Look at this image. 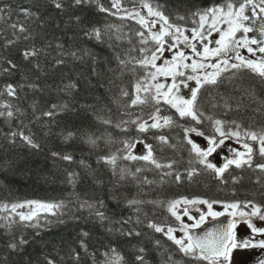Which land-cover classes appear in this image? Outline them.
<instances>
[{
	"label": "trees",
	"instance_id": "trees-1",
	"mask_svg": "<svg viewBox=\"0 0 264 264\" xmlns=\"http://www.w3.org/2000/svg\"><path fill=\"white\" fill-rule=\"evenodd\" d=\"M60 2L64 5L62 9H57L52 0H0V9L3 10L0 12V92L4 93L0 95V104L12 105L11 109L0 108V111L15 113L13 118L0 117V203L62 201L65 205L55 216L41 211L39 227H26L23 223L11 228L0 226V264H48L49 258L55 264H103L104 253L112 248L124 256L122 264H137L135 257L140 254L141 247L146 249L148 264H164L169 255L173 264H208L184 256L178 246L148 228L147 224L151 221L167 224L177 229V237H184L179 231L180 221L171 216L166 207L167 202L183 198L215 201L217 203L213 204L222 206L249 200L264 205V173L232 166L224 176L227 183L223 182L198 163L199 158L187 143L190 134L196 133L185 132V128L196 127L205 133L204 137L217 136L213 122L206 119L209 115L225 122L235 120L245 129L259 131L264 128V107L261 106L264 80L248 70L224 72L220 78L222 83L206 86L198 96V106L205 114L200 124L190 118H180L175 109L161 105L162 115L173 117V126L140 133L131 123L125 125L128 131L106 125L98 117L114 122L130 121L137 115L147 118L151 111V106H143V111L140 108L125 109L126 98L120 95V91L126 89L133 93L137 80L144 77L146 71L154 69L135 66L133 72V65L124 67L117 60V54L124 59L142 58V47H154L152 42L140 43L141 38L136 35L138 31H145L146 36L150 34L137 20L121 18L125 16L123 9L145 11V0H121L122 10L116 15L99 11L96 3L74 6L72 0ZM99 2L111 8V0ZM147 2L154 8L160 6L171 22L188 31L198 26V17L193 13L225 0ZM179 16L187 19L180 20ZM14 24L17 27H13ZM20 26L26 30L20 31ZM94 27L107 33L104 42L84 35ZM166 39L172 43L170 38ZM33 50L38 54L25 58L24 53ZM73 52L77 55H71ZM60 60L63 63H57ZM9 61L16 65L10 73L4 71L10 68ZM73 83L76 88L64 90ZM7 85L16 86L15 97L7 95ZM225 102L232 105L231 110L225 108ZM54 104L57 105V114L44 116V112L53 110ZM63 105L67 108L60 110ZM226 127L232 126L226 124ZM21 131L31 136L40 147L33 148L19 135H10ZM70 132L76 135L65 140ZM86 134L102 139L93 147L86 142ZM160 135L167 136L170 143H160L157 139ZM110 137L114 142H109ZM125 139H143L153 145L160 162L175 161V170L182 174L181 181L176 182L173 176L165 177V182L160 183L161 170L143 161L119 160V168L114 173L111 165L101 162L100 157L120 149L121 141ZM253 147L257 148L255 144ZM145 151L144 145L138 144L134 154H144ZM53 153L60 156H53ZM64 155H71L73 159L66 161L61 158ZM256 160L260 161V158L257 156ZM137 167L143 169L138 174L140 178L147 176L157 183L138 184L131 176L120 179L122 174L135 171ZM193 168L199 171L188 179L186 170ZM69 173L78 174L75 186L69 183ZM234 178L238 181L234 182ZM130 199L163 201L165 204H141L137 206L141 211L136 213L134 208L126 205ZM85 200H103L104 211L111 223L101 222L89 210L81 208ZM186 209L187 216H184V210L177 212L185 224L192 225L188 217L198 215L202 206L188 204ZM9 215L18 219L14 213L0 208V217ZM137 216L141 221L139 224L121 226L118 223L129 217L135 221ZM4 224L5 221L0 219V225ZM131 228L141 234L131 237L122 234ZM21 237L28 243L19 245L17 250L11 249L9 245L17 243ZM156 240H160L159 246L155 244ZM81 241L87 245V251ZM76 253H79V259Z\"/></svg>",
	"mask_w": 264,
	"mask_h": 264
},
{
	"label": "snow or ice",
	"instance_id": "snow-or-ice-1",
	"mask_svg": "<svg viewBox=\"0 0 264 264\" xmlns=\"http://www.w3.org/2000/svg\"><path fill=\"white\" fill-rule=\"evenodd\" d=\"M54 6L57 9H62L64 5L60 0H52ZM74 6H83L85 4L96 3L99 11L105 12L111 15H116L117 12L122 10L121 0H111V8H106L100 4L99 0H72ZM147 9V16L141 15L140 12L133 10L123 9L125 16L123 18L135 19L141 25L143 29L147 31L150 35L146 36L145 31H138L136 33L139 36L140 43L143 45L152 42L154 47L146 48L142 47L140 52L143 54L142 58L130 57L129 59H124L121 55L117 54L118 63L124 67L133 65L132 71H135V66H139L146 70L154 69V71H146L144 77L138 79L134 84V92L129 93L126 89H121L120 95L126 98V103L124 104L125 109L128 108H140L143 111V106H151V111L148 112L147 118L141 115L135 116V118L128 120L121 119L119 122H114L111 119H105L103 117H98L102 123L106 125L113 126L122 131H128L125 125L131 123L136 126V129L140 133H148L151 130H159L166 127L173 126L174 119L171 115H162L163 108L161 105H167L171 109H175L180 118H190L197 124L202 123V117H204V112L198 106V96L202 89L206 86H216L222 83L220 79L222 74L229 70H248L254 75L264 80V39H259L256 36H249V33L257 32L260 37H264V0H225L224 3L219 5H214L204 10H198L192 15L198 17V26L192 28L191 36L186 35L183 26L176 25L171 22L170 18L165 15V13L160 10V6H154L145 0L144 5ZM116 9V11H112ZM3 10L0 9V12ZM148 17H154L155 19L149 20ZM180 20L187 19L185 16H179ZM79 20V17L76 18ZM259 22V23H257ZM157 24L160 28L157 31H153ZM17 27V25H12ZM20 31H25L23 26H20ZM218 33L219 39L215 40L214 43L218 45L217 47H209L207 43H204L212 35V33ZM107 33L100 27H94L84 33L86 37L95 39L98 42H104V36ZM240 34V35H238ZM172 43L169 42V39ZM120 39V37H117ZM199 40L203 45V49L198 50L197 44L193 41ZM211 42V41H210ZM183 44L191 49L192 54L200 59H192V56L185 54V51L180 49V45ZM255 45L256 47H253ZM179 49V50H178ZM240 49H246L247 53L251 54L252 57H257V53L261 54L258 58H246L240 51ZM172 52L173 55L171 59L164 58L163 62L158 64L164 57V53ZM38 53L36 51H26L24 53L25 58L30 56H36ZM71 55L76 56L75 52ZM209 58H219L217 63L206 64L204 61ZM191 60V63L187 61ZM233 60L237 62H232ZM10 68L4 69L5 72H11L16 65L12 64L11 61L8 62ZM57 63H63V60ZM213 69V71H207V69ZM190 69V73L187 71ZM165 78V82H158L160 78ZM194 81L195 86H191L190 82ZM36 87V86H33ZM76 84H70L65 86V91L76 88ZM182 89H186L188 95H181ZM5 91L7 95L15 97L16 96V86L7 85L5 86ZM0 92V95H3ZM225 108L228 110L232 109V105L225 102ZM261 106L264 107V101H261ZM11 104H0V108L11 109ZM240 105H237L239 108ZM67 108V105H63L62 109ZM50 111L44 112L43 115L47 117H52L56 115L57 105H52ZM260 110V109H257ZM132 115L131 113H125ZM15 113L12 110L0 111V117L13 118ZM123 115V114H122ZM207 120L212 121L214 124V131L218 133L216 135L206 137L208 146L206 148L201 147L198 143L194 142L191 138H187V143L191 145V151L195 153L198 157V163L204 167L206 170H211L220 178L223 182L225 173L229 171L230 167L235 166L236 168H249L253 170H259V172L264 173V128L259 131L248 128L245 129L243 126L233 120L225 122L221 119H214L213 116L209 115L206 117ZM228 126L232 127H226ZM178 126V125H177ZM186 133H196L197 136L204 137L205 133L200 131L196 127L185 128ZM12 137L19 135L27 145L33 148H39L40 145L35 142V140L29 136L25 135L24 132H12L10 134ZM75 133H68L65 140L75 136ZM241 137L246 141L250 140L258 145L257 148L253 147V144L244 142L242 147L244 151H239L238 149H233L234 158L227 159L223 166H217L209 160V157L216 153L217 149L220 148L225 143V139L235 138L237 143L240 142ZM102 137H95L94 135L86 134L85 140L87 143L93 147L97 146L98 141ZM160 143L169 144V138L165 135H160L157 137ZM109 142H114L111 137ZM122 147L117 149L109 156L100 157L101 162L111 165L113 172L115 173L119 168V160L127 161H143L154 166L156 170H161L160 183L165 182V177L171 178L174 176L176 182H180L182 179V174L175 170V161L168 163L160 162L154 153L153 145L146 143L143 139H125L121 141ZM138 144H143L146 149L144 154H134V149ZM175 147V145H170ZM53 156H60L59 153H53ZM260 158V161L256 160V157ZM66 161H71L73 157L71 155H64L61 157ZM83 163V162H82ZM164 169H169L170 171H163ZM125 172V170H121ZM143 169L137 167L135 171H127L126 174H122L120 179H126L131 176L138 184L152 185L157 183L149 179L147 176L140 178L138 174L142 172ZM187 171V178L191 179L193 175H196L199 169H191ZM77 173H69V183L75 186L77 180ZM238 181V178H234V182ZM259 182V180H258ZM145 203H153L160 206H164L163 201H143L138 199H130L126 202L128 207L134 208L136 213L141 211L138 205ZM183 204H206L207 214L201 215L199 220L195 224L189 225L183 222V217L178 214V206ZM213 203L208 200H189L183 198L182 200L169 201L166 204L168 212L177 221H180L181 227L179 231L184 233V237H177L175 234L177 229L169 226L167 224H158L155 221L148 222L147 227L152 229L156 233H161L168 240L172 241L176 246H178V251L183 253L186 257H193L196 260L207 261L208 264H232V255L237 250L249 249V248H259L264 250V239H254V238H243L237 235V225L240 221H243L251 229V232L257 236H264V227H258L253 223V218H258L260 221H264V205L256 204L254 201L245 202H235L225 204V211L232 209L233 211L229 213L233 217V220L227 225L217 226L214 230L205 233L204 236H193L190 232L191 228H199L203 223L206 222L208 217L216 219L223 216L224 212L213 211ZM34 206V207H33ZM25 207L31 208L29 212L17 211L18 209H23ZM65 207L64 203H50L41 201H27L25 203H0V208L5 212L14 213L15 217L11 215L0 217L5 221L4 225L9 228L14 224L23 223L26 227H39L41 220V211L44 213H50L51 215H57V212ZM81 208L89 210L90 214H94L101 222L111 223L110 217L104 211L105 203L103 200L98 202H89L85 200L80 205ZM245 209H249L246 211ZM188 215V210L184 209V216ZM240 218V221L236 217ZM190 219H195L194 217H189ZM121 226L125 224L141 223L139 217L137 216L135 221L132 217L118 221ZM109 231L112 229L109 228ZM122 234L129 237L135 235L139 236L141 233L136 230V228H131ZM85 236L88 234L85 232ZM28 241L23 237L17 243H11L9 247L13 250H17L19 245L27 244ZM160 240H156L155 244L160 245ZM81 246L87 251V245L81 241ZM139 255L135 257L137 264H148L147 258L145 256L146 249L139 248ZM76 258L79 259V253H76ZM95 257V253L92 254ZM105 261L103 264H122L125 260L124 256L112 248L110 251L104 253ZM48 264H55V261L48 259ZM164 264H173V258L171 255L167 257ZM258 264H264V259L259 260Z\"/></svg>",
	"mask_w": 264,
	"mask_h": 264
},
{
	"label": "rangeland",
	"instance_id": "rangeland-1",
	"mask_svg": "<svg viewBox=\"0 0 264 264\" xmlns=\"http://www.w3.org/2000/svg\"><path fill=\"white\" fill-rule=\"evenodd\" d=\"M140 13H141V15H145V16H147V9H146L145 11L140 12ZM148 19H149V20H152V19H155V18H154V17H148ZM159 28H160V25H157L156 28H155V31H157ZM185 34L191 36V31L188 30V31L185 32ZM248 35H249L250 37H251V36H256V37L259 38V39H264V37H260V36H259V33H257V32H256V33H255V32H252V33H249ZM215 37H218V39H219V34L213 32L212 35H211V37H209L210 40L208 41V43L210 44V46H212V43L215 41V40H212V39H214ZM210 41H211V42H210ZM193 42L197 44V49L199 50L200 48H198V47H199L198 45L201 44V43L199 42V40H196V41H193ZM205 42H206V41H204V43H205ZM170 43H171V42H170ZM180 49H182L183 51H185V54H186V55H188V56H192V59H196V57L194 56V54H192V52H191V53L188 52V51L190 50L188 47L184 46V47L182 48V46L180 45ZM178 50H179V49H178ZM240 50H241V51H242V50L245 51V57H252L251 54L247 53V51H246L245 49H240ZM172 55H173L172 52H168V51H166V52L164 53V57H163L160 61H157V63H158V64L162 63L164 58L171 59ZM254 58H257V57H254ZM254 58H253V59H254ZM187 62H188V63H191L192 61L189 60V61H187ZM187 71L190 73V69L187 70ZM158 82H165V78L161 77L160 80H159ZM190 85L194 87V86H195V82H194V81L190 82ZM180 94H181V95H185V96H187V95H188V92H187L186 89H182V91H181ZM190 138H191L194 142L198 143L201 147L206 148V147L208 146V144H207V139H206L205 137H200V136H197V135H195V134H191V135H190ZM243 143H244V138H243V137H241V140H240L239 143H237V141H236L235 138H232V139H225V143H224V145H222L220 148H218L217 151H216V153H213V155L209 157V160L212 161L213 163H216L217 166H221V164L225 163L227 159L234 158V153H233V151H232L233 149H238L239 151H244V149H243V147H242ZM195 204H199V203H195ZM187 205H188V204H183V203H181V204L178 206L177 211L180 212L181 210H184V209L186 208ZM199 205L202 206V209H201V211L199 212V214L197 215V213H196V214H194V215H190V217H194L195 219H190V218L188 217L192 224H193V220H196V221H197V220H199V217H200L201 215H206V214H207V211H208V209H207V205H206V204H199ZM33 207H34V206H33ZM31 210H32L31 208L25 207V208H23V209H18L17 211L29 212V211H31ZM213 211H216V212H224V213L226 212V211H225V207L222 206V205H218V204H213ZM208 219H213V218H212V217H208L207 220H208Z\"/></svg>",
	"mask_w": 264,
	"mask_h": 264
},
{
	"label": "flooded vegetation",
	"instance_id": "flooded-vegetation-1",
	"mask_svg": "<svg viewBox=\"0 0 264 264\" xmlns=\"http://www.w3.org/2000/svg\"><path fill=\"white\" fill-rule=\"evenodd\" d=\"M219 58H209L208 61L216 60L214 62H218ZM213 70V69H212ZM248 211L249 209H245ZM232 209L227 210V215L232 212ZM232 217L231 215H229ZM233 218V217H232ZM236 219L240 221V218L237 216ZM253 223H255L258 227H264V221H260L258 218H253ZM237 235L243 238H254V239H264V236H257L256 234L251 232V229L247 226L246 223L240 221L237 225ZM264 259V250L259 248H249L243 250H237L232 255V264H258L259 260Z\"/></svg>",
	"mask_w": 264,
	"mask_h": 264
},
{
	"label": "water",
	"instance_id": "water-1",
	"mask_svg": "<svg viewBox=\"0 0 264 264\" xmlns=\"http://www.w3.org/2000/svg\"><path fill=\"white\" fill-rule=\"evenodd\" d=\"M232 220L226 216L207 221L203 223L199 228L190 229L193 236H204L205 233L214 230L217 226L227 225Z\"/></svg>",
	"mask_w": 264,
	"mask_h": 264
},
{
	"label": "bare ground",
	"instance_id": "bare-ground-1",
	"mask_svg": "<svg viewBox=\"0 0 264 264\" xmlns=\"http://www.w3.org/2000/svg\"><path fill=\"white\" fill-rule=\"evenodd\" d=\"M202 102V101H201Z\"/></svg>",
	"mask_w": 264,
	"mask_h": 264
}]
</instances>
